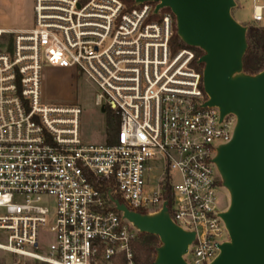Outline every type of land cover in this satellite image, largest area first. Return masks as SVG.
<instances>
[{
  "label": "built area",
  "instance_id": "obj_1",
  "mask_svg": "<svg viewBox=\"0 0 264 264\" xmlns=\"http://www.w3.org/2000/svg\"><path fill=\"white\" fill-rule=\"evenodd\" d=\"M155 5L33 0L30 28L0 29L1 251L46 264H136L141 232L110 196L141 214L167 201L171 220L194 232L187 264H209L229 240L214 158L236 119L205 105L194 50L172 52L174 15ZM263 10L253 6L252 22ZM46 65L96 85V104L119 119L114 143H83L79 105L43 101Z\"/></svg>",
  "mask_w": 264,
  "mask_h": 264
},
{
  "label": "water",
  "instance_id": "obj_2",
  "mask_svg": "<svg viewBox=\"0 0 264 264\" xmlns=\"http://www.w3.org/2000/svg\"><path fill=\"white\" fill-rule=\"evenodd\" d=\"M156 3L154 12L168 8L176 34L187 46L202 50V85L206 106L232 114L236 122L229 142L220 145L214 163L228 193L227 208L219 215L229 240L209 264H264V69L243 72L247 26L232 16L235 0H133ZM104 112V108H101ZM117 211L141 233L158 237L152 264H187L183 258L194 232L177 226L168 202L154 214L129 210L110 196Z\"/></svg>",
  "mask_w": 264,
  "mask_h": 264
},
{
  "label": "rangeland",
  "instance_id": "obj_3",
  "mask_svg": "<svg viewBox=\"0 0 264 264\" xmlns=\"http://www.w3.org/2000/svg\"><path fill=\"white\" fill-rule=\"evenodd\" d=\"M29 1L30 0H4V3H0V23L26 26L27 28L32 26L33 13L31 11L33 8V0H31V10ZM122 1L126 5L130 4L128 0ZM245 3L246 21L250 22L249 24H255L250 21L249 4L251 0H245ZM258 3L264 4V0H258ZM234 10L235 7L232 9V14ZM255 25L264 26V22ZM8 39H10V35H4L2 41L6 42ZM197 55V52H195L196 57ZM41 89L42 99L45 103H71L79 105L81 109L80 136L83 143L107 144L106 121L112 111L106 108V111L102 112L101 107L96 104L95 95L98 93V89L91 80L84 75H79L73 68H59L46 65L42 69ZM112 136L117 137V131H114ZM172 179L174 184L179 182V176L176 172H172ZM47 200L50 201L51 199L47 198ZM216 200L218 209H226L229 203L227 191L219 187ZM41 238L42 242L46 244L49 236L42 233ZM226 238L227 236H223L219 240ZM5 242L6 237L3 232L0 231V243ZM0 264L46 263L19 257L0 250ZM115 264H120V262H116Z\"/></svg>",
  "mask_w": 264,
  "mask_h": 264
},
{
  "label": "trees",
  "instance_id": "obj_4",
  "mask_svg": "<svg viewBox=\"0 0 264 264\" xmlns=\"http://www.w3.org/2000/svg\"><path fill=\"white\" fill-rule=\"evenodd\" d=\"M129 8L133 7L134 1L128 0ZM163 11H170L165 8ZM175 19V17H174ZM247 49L243 56V72L246 74H256L264 69V26L248 24L246 31ZM172 52H176L181 48H192L197 52V58L203 54L202 50L196 47L185 45L176 34V24L174 25L173 36L170 41ZM196 67L201 71L202 64H197ZM119 119L115 113H111L107 117L106 131L107 144L114 143L116 137L112 136L114 131H118ZM160 242L157 236L147 233H140L138 240L134 243V260L136 264H152L155 257V250Z\"/></svg>",
  "mask_w": 264,
  "mask_h": 264
},
{
  "label": "crops",
  "instance_id": "obj_5",
  "mask_svg": "<svg viewBox=\"0 0 264 264\" xmlns=\"http://www.w3.org/2000/svg\"><path fill=\"white\" fill-rule=\"evenodd\" d=\"M4 0H0V3H4ZM30 3V10H31V0L29 1ZM235 10L233 11V18L239 22L240 24L247 26V24H249L250 22L246 21V14H245V0H235ZM260 5V6H264V4L262 3H258V0H251V3L249 4L250 8H249V12H250V21L252 22V8L254 5ZM32 12V11H31ZM264 22V10H263V21ZM31 27V26H30ZM28 27V28H30ZM26 26H20V25H12V24H8V23H0V29H5V30H15V29H28Z\"/></svg>",
  "mask_w": 264,
  "mask_h": 264
},
{
  "label": "flooded vegetation",
  "instance_id": "obj_6",
  "mask_svg": "<svg viewBox=\"0 0 264 264\" xmlns=\"http://www.w3.org/2000/svg\"><path fill=\"white\" fill-rule=\"evenodd\" d=\"M102 107H103V106H102ZM102 107H101V108H102ZM103 108H104V110L106 111V108H105V107H103ZM105 111H104V112H105Z\"/></svg>",
  "mask_w": 264,
  "mask_h": 264
},
{
  "label": "bare ground",
  "instance_id": "obj_7",
  "mask_svg": "<svg viewBox=\"0 0 264 264\" xmlns=\"http://www.w3.org/2000/svg\"><path fill=\"white\" fill-rule=\"evenodd\" d=\"M258 6V5H257Z\"/></svg>",
  "mask_w": 264,
  "mask_h": 264
}]
</instances>
